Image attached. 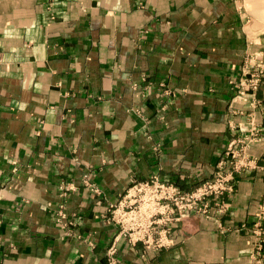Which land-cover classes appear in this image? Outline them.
Here are the masks:
<instances>
[{
	"label": "crops",
	"instance_id": "obj_1",
	"mask_svg": "<svg viewBox=\"0 0 264 264\" xmlns=\"http://www.w3.org/2000/svg\"><path fill=\"white\" fill-rule=\"evenodd\" d=\"M240 1L0 0V264H107L111 245L118 264H249L263 172L167 249L110 218L132 181L190 190L255 129L245 153L264 162L263 92L238 95L264 21Z\"/></svg>",
	"mask_w": 264,
	"mask_h": 264
},
{
	"label": "built area",
	"instance_id": "obj_2",
	"mask_svg": "<svg viewBox=\"0 0 264 264\" xmlns=\"http://www.w3.org/2000/svg\"><path fill=\"white\" fill-rule=\"evenodd\" d=\"M241 74L243 77L238 84L241 97L246 96V91L256 92L260 88L264 96V54L247 56L243 61ZM252 140H255L254 135L249 138V142ZM235 145V142L229 145L214 174L199 181L190 190H183L157 177L132 181L110 210L111 221L117 226L120 236L129 244L140 243L145 249L160 251L171 246L173 228L184 218L191 215L210 218L214 211L227 213L225 198L234 192L236 175L242 171H264L263 164L258 166L257 160L246 158ZM83 182L87 188L97 192L88 182L87 174L83 176ZM57 217L60 225H70L62 222L65 216L61 211ZM257 219L249 230L252 245L249 264H262L264 260L261 252L264 242V207L258 212ZM106 258L107 264H118L115 245L108 248Z\"/></svg>",
	"mask_w": 264,
	"mask_h": 264
},
{
	"label": "rangeland",
	"instance_id": "obj_3",
	"mask_svg": "<svg viewBox=\"0 0 264 264\" xmlns=\"http://www.w3.org/2000/svg\"><path fill=\"white\" fill-rule=\"evenodd\" d=\"M244 1V4H245V8H246V10H247V13H249L252 17H255V18H259V19H263V21H264V0H243ZM234 4H236V6H238L239 7V9L240 10H243L244 8H243V6H242V3H241V1L240 0H234ZM246 12V11H245ZM243 65V64H242ZM261 89V88H260ZM262 90V89H261ZM258 91V90H257ZM256 91V92H257ZM256 92H253V91H246L245 93H244V95H254ZM263 92V91H262ZM238 95H239V97H240V92H239V90H238ZM260 132L258 131V130H254V131H252L251 133H250V135L248 136V138H244L243 140H241V141H239V142H237V143H235L236 145H235V147H236V149L237 150H240V152H243V154L244 155H246V153H245V150H246V148H247V146H248V142H249V137H251V136H255V139L256 138H258V135H261V133L259 134ZM253 141V140H252ZM251 142V141H250ZM249 142V143H250ZM229 149V146L227 147V150ZM227 150L225 151L226 153H227ZM224 152V155H223V157H222V159L225 157V155H226V153ZM247 156V155H246ZM246 158H248V159H254V158H251L250 156H247ZM221 159V160H222ZM220 160V161H221ZM219 161V162H220ZM218 162V163H219ZM263 165H264V162L262 163ZM262 164L261 165H258V166H262ZM257 171H259V170H257ZM251 172H254V171H251ZM260 172V171H259ZM246 173H248L247 171H242L240 174H238V175H243V174H246ZM263 173H264V171H263ZM238 175H236V176H238ZM153 178V177H152ZM158 178V177H157ZM236 178V177H235ZM235 178H234V184H235ZM128 188V187H127ZM126 188V189H127ZM182 189V188H181ZM234 189H235V187H234ZM184 190V189H183ZM225 201H226V199H225ZM229 208V207H228ZM260 209L261 208H259V210H258V212L260 211ZM228 212V211H227ZM263 223H264V220H263ZM115 224V223H114ZM249 234V238H248V241H249V239H250V232L248 233ZM249 243H250V241H249ZM250 246H251V248H252V245L250 244ZM252 252V251H251ZM261 252H263V254H264V242L262 243V251ZM262 264H264V260H263V262H262Z\"/></svg>",
	"mask_w": 264,
	"mask_h": 264
}]
</instances>
